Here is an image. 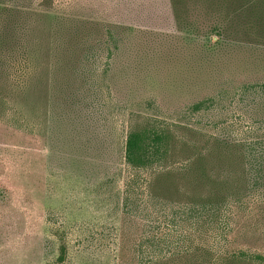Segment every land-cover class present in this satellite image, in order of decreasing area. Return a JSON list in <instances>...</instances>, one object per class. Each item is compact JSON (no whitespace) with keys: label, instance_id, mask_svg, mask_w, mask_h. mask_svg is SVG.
<instances>
[{"label":"rangeland","instance_id":"rangeland-1","mask_svg":"<svg viewBox=\"0 0 264 264\" xmlns=\"http://www.w3.org/2000/svg\"><path fill=\"white\" fill-rule=\"evenodd\" d=\"M180 1L197 32L175 24L171 0H0V264L137 263L150 222L207 194L177 177L178 191L155 200L151 175L199 157L220 179L241 173V159L213 169L207 154L264 138V96L245 89L264 81V47L218 41L205 17L217 0ZM202 99L215 102L194 111ZM141 127L169 134L156 171L125 162L127 133ZM255 190L229 199L223 227L214 216L193 229L217 235L219 250L264 255Z\"/></svg>","mask_w":264,"mask_h":264},{"label":"trees","instance_id":"trees-1","mask_svg":"<svg viewBox=\"0 0 264 264\" xmlns=\"http://www.w3.org/2000/svg\"><path fill=\"white\" fill-rule=\"evenodd\" d=\"M171 1L175 7V11L171 14L175 24L181 29L197 32L198 30L195 29L198 27L197 23L190 20L191 15H184L180 5L177 6L175 0ZM213 4L216 6L211 12H206L205 17L212 20L214 25L210 29L218 36V41L221 42L231 36L232 40L264 47V0H217ZM245 89L264 96V81L252 83L250 87L245 86ZM214 102L213 99H202L193 105V110L202 109L203 104L208 108L212 107ZM224 142L220 144L218 141L216 152H209L207 158L215 166L213 169H216L222 164L221 161L230 157L231 162L227 166H233L236 171L241 159L242 171L235 172V181L220 179L214 171H207L204 163L206 159L203 157H199L191 165L192 167L185 168L188 169L186 171L181 167V172L162 170L151 175L152 178L147 183L150 190L154 191L153 193L151 190V193L155 200L165 198L166 194H171L174 190L178 191L177 177L184 179L185 184H190L189 187L194 190H198L200 186H206L207 194L200 199V196L191 194L192 199H188L189 203L186 202L182 205L183 207L176 208L177 210L173 211L171 216L160 215L158 221L150 222L147 226L155 230V234L143 237L136 249L137 263L131 264H264V255L261 253L243 249L233 252L219 250L212 241L217 235L213 237L212 234L205 235L204 231L193 229V222L197 219L207 217L210 222H213L211 218L216 216L218 220L219 215H222V208L226 206L230 198L234 196L236 200H240L245 186L254 187L256 192L264 196V138L254 141L246 139L232 141L233 143L226 141L223 144ZM170 149V137L165 129L134 128L127 133L125 139L124 159L133 169L155 170L168 159ZM246 150L248 152L244 153ZM234 154H236V162ZM246 162L250 163L248 172L245 169ZM249 174L251 177L245 182L244 175ZM184 189L185 192L188 191L187 187ZM227 189L229 191L225 192ZM240 192L241 196L238 197ZM128 206L126 202V207ZM180 208L182 210H179ZM181 213L185 215V218ZM184 219L189 221L187 229L180 225V221ZM217 222L220 227H223L222 217Z\"/></svg>","mask_w":264,"mask_h":264}]
</instances>
